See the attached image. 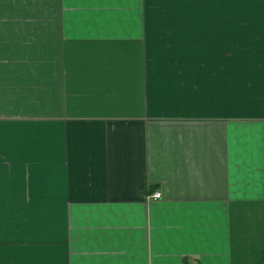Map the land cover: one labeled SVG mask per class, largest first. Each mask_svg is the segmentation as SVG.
Returning a JSON list of instances; mask_svg holds the SVG:
<instances>
[{
  "label": "crops",
  "instance_id": "1",
  "mask_svg": "<svg viewBox=\"0 0 264 264\" xmlns=\"http://www.w3.org/2000/svg\"><path fill=\"white\" fill-rule=\"evenodd\" d=\"M0 264H264V0H0Z\"/></svg>",
  "mask_w": 264,
  "mask_h": 264
},
{
  "label": "built area",
  "instance_id": "2",
  "mask_svg": "<svg viewBox=\"0 0 264 264\" xmlns=\"http://www.w3.org/2000/svg\"><path fill=\"white\" fill-rule=\"evenodd\" d=\"M161 197V194L159 192H155L153 194H151L150 198H153V199H159Z\"/></svg>",
  "mask_w": 264,
  "mask_h": 264
}]
</instances>
